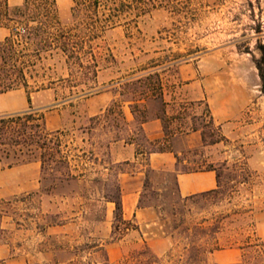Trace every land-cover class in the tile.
Wrapping results in <instances>:
<instances>
[{"label":"rangeland","instance_id":"rangeland-1","mask_svg":"<svg viewBox=\"0 0 264 264\" xmlns=\"http://www.w3.org/2000/svg\"><path fill=\"white\" fill-rule=\"evenodd\" d=\"M56 1L62 22L76 24L75 0ZM141 1L150 9L146 16L137 23H122L96 42V82L84 79L79 67L58 52L44 54L37 64L31 90L44 89L32 94L31 106L44 114L48 131H60L62 149L74 173L83 177L52 179L42 174L35 159H0L5 230L0 247L6 251L5 260L104 263L102 252L92 247L97 243L105 245L110 264H126L124 258L145 245L157 257L156 264H217L202 252L196 260L190 258V246L200 244L207 251L245 247L238 262L247 254L251 264L257 263L250 259L256 253L247 245L257 243L255 235L264 241V93L255 64L261 57L256 44H264V0H181L178 8H164L162 0ZM252 9L262 14L261 35L252 30L257 25L248 17ZM7 33L0 30V41ZM149 73L160 75L170 115L187 107L191 117L197 116L191 119L197 126L211 115L221 128L224 141L186 154L194 162L191 167L213 164L220 183L214 193L185 199L178 194L173 174L147 170L140 204L156 210V225L152 226V215L146 216L142 224L132 222L137 230L113 242L114 205L102 199L116 181V168H104L113 167L110 145L118 137L135 141L145 152L153 147L138 124L128 125L118 109L109 117L103 115L114 102L129 105L124 100L131 95L121 96L126 91L120 81ZM11 96L14 106L1 115L30 110L24 90ZM149 107L153 117L161 104L152 101ZM93 117L101 119L92 121ZM175 122L172 129L179 123ZM12 163L21 167L19 172L8 171ZM96 179L102 180L95 183Z\"/></svg>","mask_w":264,"mask_h":264},{"label":"trees","instance_id":"trees-1","mask_svg":"<svg viewBox=\"0 0 264 264\" xmlns=\"http://www.w3.org/2000/svg\"><path fill=\"white\" fill-rule=\"evenodd\" d=\"M162 1L164 4L166 3V5H162L164 8H178L179 2H181V0ZM249 5L253 7L251 2ZM154 8L156 7L153 5L152 9ZM149 11L150 9L141 0H75L72 16L76 24L66 26L61 20L56 0H24L23 5L17 7H11L9 0H0V28L9 30V35L0 41V95L24 90L28 95L30 104L28 111L0 115V159H13L15 163L35 159L40 162L44 176L58 180H80L83 174L74 173L70 156L65 154L62 149V143L59 139L60 131H48L44 114L31 106L32 94L44 88L35 87L31 90L30 79L33 78V72H35L37 64L42 61L44 54L58 52L66 57L68 64L79 67L84 79L96 82L100 71L99 62L95 56L96 42L102 39L104 33L122 25V23H137ZM176 15L180 18L184 17L181 12L176 13ZM248 17L257 23L255 27H252V30L257 35H261L262 14H256L252 9ZM255 48L261 55L259 59H255V64L264 93V44L258 42ZM246 52H251L249 46L246 48ZM69 75L73 77L72 73ZM120 83L123 84L126 91V93H121V96L131 95V97H126L124 103L129 104L130 111L134 116L133 122L138 124L140 133H142V125L145 122L157 117L164 121L166 135L169 138L171 131L187 130L189 118L197 117L196 115L191 117L187 107L183 111H179L177 115L168 113L169 103L164 99V84L158 73H149L137 79L120 81ZM152 101L156 103L159 101L161 104L153 117L149 116V106ZM117 109L128 125H131L133 122H128L123 105L118 102H114L103 117L113 115ZM208 112L210 113L209 108ZM99 119L101 117H93L91 120ZM175 121H179L178 126L170 130L171 124ZM189 129L200 130L205 145H215L224 141L221 128L215 125L211 115L209 121H205L199 126L193 121V125ZM120 139L117 137L113 142ZM152 147L149 153L165 150L164 146L158 142L152 143ZM23 158L27 159L22 160ZM177 158L179 165L181 159L178 156ZM13 164H10L9 167H12ZM112 165L113 167L105 166L104 168L109 171L116 168V181L113 187L108 186L102 199L106 203H113L115 206L112 237L113 242H116L122 240L130 231L137 230V227L133 225L132 221H127L123 217L122 192L118 181L119 174L123 171L122 165ZM202 170L216 171L219 186L221 176L213 164L198 167L184 165L177 171L191 173ZM61 171L63 172L58 177V173ZM151 171L155 172L154 170ZM101 180L96 179L95 183H99ZM214 192L216 190L203 194ZM189 198L191 197L185 199ZM140 207L143 206L140 204ZM2 219L3 215H0V234L5 232L1 226ZM200 231L198 229V232ZM255 237L257 243L249 242L247 245L248 249H252L256 253L250 259L257 260V263L254 264H264V241L257 235ZM92 247L95 252H102L104 263L93 262L88 264H110L108 257L104 254V244L95 243ZM241 249H245V247H241ZM216 250L221 249L213 248L207 251L205 246L200 244L191 245L188 249L190 258L194 260L200 252L210 255ZM245 255L243 260L236 264H251ZM156 258L149 247L145 245L144 249L133 252L128 258H124V262L126 264L132 262V264H156ZM260 258L262 259L260 260Z\"/></svg>","mask_w":264,"mask_h":264},{"label":"crops","instance_id":"crops-1","mask_svg":"<svg viewBox=\"0 0 264 264\" xmlns=\"http://www.w3.org/2000/svg\"><path fill=\"white\" fill-rule=\"evenodd\" d=\"M12 1L9 0L10 6ZM14 6H22L24 0H15ZM0 30H7L0 28ZM5 37L9 35V30ZM4 37V38H5ZM11 91L0 95V115L10 111L14 106L12 103ZM40 93V92H37ZM32 98V96H31ZM197 100H202L201 98ZM28 101V95H27ZM202 102V101H199ZM29 103V102H28ZM128 122L134 121L129 105L123 106ZM170 114V113H169ZM174 124H177L176 122ZM189 128L193 125L191 118L188 120ZM178 126V125H177ZM171 131L170 137L166 135L164 121L160 118L153 117L142 125V135L149 143L158 142L165 148L163 152L149 153L144 151L135 141H127L124 138L113 142L110 146V155L112 164H121L128 167L119 174L118 181L121 186L123 217L127 221H136L142 224L146 216L152 215V226L156 225L157 212L154 208L140 207V199L146 181L147 170L164 171L175 176L178 194L182 198L193 197L203 193L211 192L218 189V177L216 171L202 170L191 173L178 172L184 165H192L187 153L211 149L215 145H205L202 132L190 130ZM172 125L170 126V130ZM178 157L181 162L178 165ZM1 163V161H0ZM21 169V167H20ZM19 167H10L9 172H19ZM113 204V203H108ZM114 205V204H113ZM115 209V206H114ZM113 209V211H114ZM115 243H113L114 245ZM153 249V247H152ZM242 249L216 250L210 254V260L217 264H236L239 263L237 256ZM6 251L0 247V264H26L22 257H12L7 260Z\"/></svg>","mask_w":264,"mask_h":264}]
</instances>
